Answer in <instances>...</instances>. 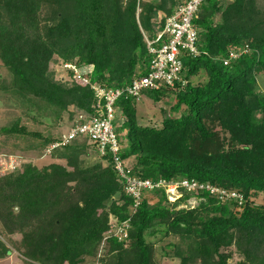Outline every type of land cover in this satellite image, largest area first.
I'll use <instances>...</instances> for the list:
<instances>
[{
    "label": "trees",
    "instance_id": "1",
    "mask_svg": "<svg viewBox=\"0 0 264 264\" xmlns=\"http://www.w3.org/2000/svg\"><path fill=\"white\" fill-rule=\"evenodd\" d=\"M182 1L0 0V63L10 74L0 92L14 99L8 107L24 112L0 132L38 139L36 149L48 151L78 115L99 114L91 84L123 87L146 74L142 31L154 37ZM192 22L199 54L181 55L174 86L141 92L153 102L173 98L161 126L139 122L138 98L116 100L120 155L134 175L233 189L240 204L205 188H179L170 201L161 187L143 190L133 207L109 156L77 135L48 151L58 161H23L0 175V260L12 247L26 264H81L89 257L98 264H160L157 240H167L159 250L178 264H264V204L250 200L264 201V91L257 82L264 72V0H204ZM238 47L246 51L223 64ZM57 62L68 80L56 78ZM67 64L91 65L89 83ZM64 112L68 129L49 132ZM88 148L99 160L80 157ZM190 197L200 201L179 207ZM111 221L128 223L125 237L106 235Z\"/></svg>",
    "mask_w": 264,
    "mask_h": 264
},
{
    "label": "built area",
    "instance_id": "2",
    "mask_svg": "<svg viewBox=\"0 0 264 264\" xmlns=\"http://www.w3.org/2000/svg\"><path fill=\"white\" fill-rule=\"evenodd\" d=\"M204 0H183L173 10V12L165 18L163 27L157 31L154 37L144 35L146 47L150 54L148 69L146 74L134 77L131 82L123 87H106L98 83L91 84V88L95 91L97 97L98 115L85 117L78 115L76 124L61 135L60 140L51 144L48 151L57 146L68 144L77 135L87 136L90 141L95 143L97 152L100 156H109L115 172L120 176L124 183V191L133 199V207H136L143 196V190H153L164 188L167 197L171 200L179 197V188H185L187 191H195L197 189H209L210 193L217 195L220 199H237L241 202V194L233 189H224L209 183L197 182L195 180L182 179L179 182L166 181L164 179L142 178L131 173L130 167L127 166L125 160L121 157V145L114 131L115 123H118L120 110L115 105L116 100L122 95H131L138 98L142 90L158 89L161 85L174 86L176 81L180 80L182 70L181 55L197 56L199 50L197 48V28L193 25V18L196 16L198 8ZM139 8L137 7V12ZM246 51V47H238L231 49L228 57L222 59L223 64H227L231 58L237 57L240 53ZM230 58V59H229ZM67 67H72L69 64ZM92 71L91 65H85L81 69L74 68V76L82 83H89L88 74ZM85 117V118H84ZM0 158V167L1 160ZM20 162L11 161L8 163V171H12ZM177 194V195H176ZM126 221L115 224L109 233L119 238L126 236ZM116 229V232L113 230ZM107 233L108 235H110Z\"/></svg>",
    "mask_w": 264,
    "mask_h": 264
},
{
    "label": "rangeland",
    "instance_id": "3",
    "mask_svg": "<svg viewBox=\"0 0 264 264\" xmlns=\"http://www.w3.org/2000/svg\"><path fill=\"white\" fill-rule=\"evenodd\" d=\"M139 11V10H138ZM145 35H147L145 33ZM53 69L56 70V78H62V80H68V75L65 70H62L60 67V63H55L52 65ZM6 80L9 82L10 79V74L7 71V69L0 63V83L2 80ZM258 79V85L259 89L261 91H264V72L260 73L257 77ZM9 96V95H8ZM14 99L12 98H6L5 95L1 94L0 92V129H3L6 125H9L12 123V121L15 118H18L23 112V108H16V107H8L7 105L9 102H13ZM173 103V98L169 96H165L158 102H153L149 98H147L145 95L141 94L137 101H135V107H136V113H137V118L140 123L145 124V125H151V126H156L160 127L161 126V121L164 116H166V111L169 108V106ZM72 108V107H70ZM165 112V113H163ZM23 116V115H22ZM24 117V116H23ZM25 121V119H22V122ZM55 122L54 126H51V129L49 132L56 133V134H61L64 133L68 127H69V121H68V115L66 112H64L60 118V121L57 123ZM42 129H44V124L43 125H38ZM36 127V126H35ZM34 128V127H33ZM45 133L46 130L44 129ZM39 145V140L32 138L30 136H16V135H4L0 132V158H3L1 160V167H0V175L6 173V169L8 168V163L11 161H16V162H23V161H29L33 162L34 164L41 166V165H46L51 162H56L58 161L57 159L52 158L51 153H49L47 150H42V149H36ZM32 148V149H31ZM28 149V151L24 150ZM88 152L86 155L82 154L80 157L85 160L86 163H91L99 160V156L97 153H94L91 148H88ZM22 153V155L20 154ZM24 153V154H23ZM132 162V160H131ZM104 163V161H103ZM127 166L130 164V161H126ZM130 166V165H129ZM128 166V167H129ZM180 193V191H179ZM150 195V194H149ZM177 195V194H176ZM151 196V195H150ZM151 199V197H150ZM154 200V198H153ZM171 200V199H170ZM250 200H252L254 203L257 205L264 204L263 197L262 195L256 196V197H251ZM200 199L196 197H190L188 198L185 202L181 203L179 207H193L198 204ZM240 208H237V211H240ZM113 226L117 224L116 222L111 221ZM114 227L111 226L110 229ZM113 232H116V229L113 230ZM109 233V232H108ZM108 235V234H106ZM1 237V236H0ZM8 238L10 236L6 235L5 238ZM160 235L157 234L155 238L152 239H157L159 238ZM4 238V237H2ZM6 238V239H7ZM169 239V238H168ZM171 240V239H169ZM8 241V239H7ZM157 245L156 249L158 248V261L160 264H178L174 258H165L162 252L159 250L161 245L166 243L167 240L161 241L157 240ZM10 244V243H8ZM96 257H89L87 258L84 262L81 264H98L96 262ZM238 256H234L233 259H237ZM0 264H26V260L19 254L17 251H15L11 247V253L10 255L6 256L4 259L0 260Z\"/></svg>",
    "mask_w": 264,
    "mask_h": 264
},
{
    "label": "clouds",
    "instance_id": "4",
    "mask_svg": "<svg viewBox=\"0 0 264 264\" xmlns=\"http://www.w3.org/2000/svg\"><path fill=\"white\" fill-rule=\"evenodd\" d=\"M143 33H146V32H145V31H142V34H143ZM146 34H147V33H146ZM147 35H148V34H147ZM143 38H144V35H143ZM144 40H145V39H144ZM145 43H146V41H145ZM91 89H92V88H91ZM179 197H180V196H179ZM179 197H177V198H179ZM177 198H175V199H177ZM168 199H169V198H168ZM175 199H173V200H170V199H169V200H170V201H174ZM238 203H239V202H238ZM239 204H240V203H239Z\"/></svg>",
    "mask_w": 264,
    "mask_h": 264
},
{
    "label": "crops",
    "instance_id": "5",
    "mask_svg": "<svg viewBox=\"0 0 264 264\" xmlns=\"http://www.w3.org/2000/svg\"><path fill=\"white\" fill-rule=\"evenodd\" d=\"M136 20H137V22H139L137 10H136Z\"/></svg>",
    "mask_w": 264,
    "mask_h": 264
}]
</instances>
